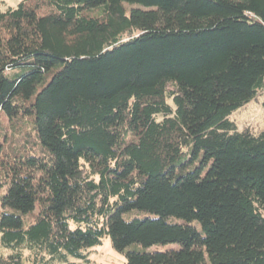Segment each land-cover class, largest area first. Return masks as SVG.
I'll return each instance as SVG.
<instances>
[{
  "label": "trees",
  "instance_id": "obj_1",
  "mask_svg": "<svg viewBox=\"0 0 264 264\" xmlns=\"http://www.w3.org/2000/svg\"><path fill=\"white\" fill-rule=\"evenodd\" d=\"M263 89L264 0L0 10V264H264Z\"/></svg>",
  "mask_w": 264,
  "mask_h": 264
},
{
  "label": "rangeland",
  "instance_id": "obj_2",
  "mask_svg": "<svg viewBox=\"0 0 264 264\" xmlns=\"http://www.w3.org/2000/svg\"><path fill=\"white\" fill-rule=\"evenodd\" d=\"M20 0H0V10H5L8 7H15ZM229 119L234 122L237 129L248 128L252 133H259L264 130V89L259 91L253 99L235 110ZM192 163L185 166L184 169H190ZM180 170V169H179ZM261 215L264 217V210H261ZM176 244H156L150 249L163 250L166 248H174ZM8 250L0 246V254H8ZM89 259L97 264H127L123 254L113 249L108 236H105L100 245H97L88 250ZM78 261L69 258L67 263L56 264H73Z\"/></svg>",
  "mask_w": 264,
  "mask_h": 264
}]
</instances>
